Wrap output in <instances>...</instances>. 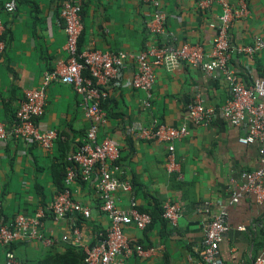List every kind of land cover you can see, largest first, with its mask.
Instances as JSON below:
<instances>
[{"label": "crops", "instance_id": "crops-1", "mask_svg": "<svg viewBox=\"0 0 264 264\" xmlns=\"http://www.w3.org/2000/svg\"><path fill=\"white\" fill-rule=\"evenodd\" d=\"M7 1L0 0V5ZM160 1L166 15L165 34L154 36L146 28L148 8L140 0H82L79 49L122 50L135 55L148 46L168 42L175 46L199 44L211 50L215 34L212 23L222 12L218 4L201 11L199 0ZM226 1L233 7L242 1L248 9L247 16L235 21L229 30V65L245 86L258 79L264 81V50L252 56L237 51L257 39L264 42V0ZM15 2L13 13L1 15L5 51L0 56V124L8 138L0 140V225L17 215L32 216L42 209V233L55 239V243L45 247L38 240L15 242L13 253L20 263L38 264L66 253L78 258L109 227L100 210L94 178L78 179L72 186L73 199L89 208L88 218L68 214L56 220L50 213L58 179L61 183L63 178L62 167L71 163L88 128L80 98L65 84L55 82L46 88L45 113L37 124L42 131L56 132L51 152L12 136L25 92L40 87L45 73L66 60L60 0ZM134 71V63L127 61L123 85L111 89L104 104L107 122L99 133V138L111 139L120 149L122 187L114 195L116 205L125 210L134 202L140 210L153 215L152 224L144 231L124 227L131 243L155 249L154 254L131 257L128 264H203L205 229L222 210L227 226L219 245L222 263L252 264L257 258L264 262V207L253 195L231 203L241 173L260 167L258 143L243 142L248 134L246 124L233 126L217 117L206 126H195L188 117L197 95L213 108L221 107L231 97L221 73L219 77H209L185 64L170 70L159 67L152 108L146 110L141 93L126 86ZM153 120L188 129V136L173 143L176 166L172 169L167 164L166 144L134 136L139 126L147 127ZM166 201L177 203L182 211L174 227L161 217ZM75 227L81 232L83 247L71 240ZM63 236L69 239L63 241Z\"/></svg>", "mask_w": 264, "mask_h": 264}, {"label": "built area", "instance_id": "built-area-1", "mask_svg": "<svg viewBox=\"0 0 264 264\" xmlns=\"http://www.w3.org/2000/svg\"><path fill=\"white\" fill-rule=\"evenodd\" d=\"M140 1L148 8L145 22L148 32L154 36L164 35L166 15L161 1ZM213 4H218L222 12L212 23L215 34L211 50L206 51L199 44L184 43L175 46L164 42L148 46L134 55L122 50H80L79 39L83 31L82 0H60L59 15L66 37V60L58 62L52 71L45 73L40 87L25 92L15 115L12 136L36 144L45 152H51L57 134L50 130L42 131L37 124L45 113L46 88L55 82L65 84L80 98V108L88 122V128L82 144L71 156V165L66 168L63 180V190L54 195L50 203V213L56 220L68 214L88 218L90 210L73 199L72 186L78 179H96L95 188L101 201L100 210L109 221V227L97 236L95 245L84 248L85 264H128L131 257L155 253V249L151 247L144 248L131 243L124 234L126 226L144 231L152 224L153 219L150 213L140 210L134 202L125 210L116 205L114 195L119 187H122L120 149L111 139L99 138L100 129L107 122L104 104L109 98L110 90L123 85L127 61L134 63L135 71L131 79L126 81V86L141 93V104L146 110L152 108L156 70L159 67L170 70L185 64L200 69L209 77H219L221 73L231 97L221 107L213 108L206 106L197 95L189 109L188 117L195 126H206L217 117L225 119L233 126L247 125L248 134L243 142L258 143L260 167L241 173L240 182L235 184L231 203H237L245 195H253L264 207V81L258 79L252 85L245 86L238 81L229 65V30L235 21L247 16L248 9L242 1L237 7H233L226 0H199L197 6L204 11ZM15 10V0L0 5V56L5 51V42L2 39L5 28L1 15L11 14ZM261 50H264V42L261 39H257L250 46L237 49L238 53L246 56H252ZM188 134L185 125L171 127L153 120L147 127L139 126L134 136L140 140L166 144L167 164L169 169H172L176 166L173 143ZM7 138V131L0 124V140L6 141ZM181 212L177 203L166 201L162 205L161 217L174 227ZM44 216V211L38 209L32 216L17 215L11 222L0 225V247L30 240H38L45 247H51L55 239L42 233ZM226 230V213L222 210L205 229L203 264H223L219 256V245ZM68 239V236L62 237L63 241ZM71 240L75 245L83 247L82 235L77 227L72 229ZM4 264L21 263L14 253L8 250L4 254ZM252 264L264 262L257 258Z\"/></svg>", "mask_w": 264, "mask_h": 264}, {"label": "trees", "instance_id": "trees-1", "mask_svg": "<svg viewBox=\"0 0 264 264\" xmlns=\"http://www.w3.org/2000/svg\"><path fill=\"white\" fill-rule=\"evenodd\" d=\"M67 165L68 164H65L62 167L63 168V178H61V183H60V178L58 179V182H57L58 192L63 190V187H64L63 180L65 177V173H66L65 168ZM69 165H71V163ZM151 216L153 219V215H151ZM14 244H15V242L10 244L8 247H0V251L2 252L3 256H4L5 252L8 250L13 252ZM1 258L2 257H1V253H0V264H1ZM3 261H4V258H3ZM38 264H85L84 263V254L81 253L79 255V257L77 258V256H71L68 253H66L65 255L57 256L55 258L49 259L47 262L46 261L39 262Z\"/></svg>", "mask_w": 264, "mask_h": 264}]
</instances>
